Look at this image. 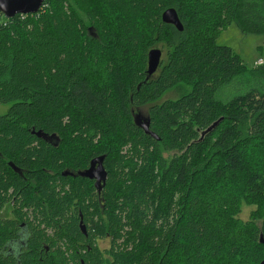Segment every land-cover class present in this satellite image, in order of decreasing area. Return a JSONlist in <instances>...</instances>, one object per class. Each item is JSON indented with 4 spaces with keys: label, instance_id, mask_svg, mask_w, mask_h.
<instances>
[{
    "label": "trees",
    "instance_id": "1",
    "mask_svg": "<svg viewBox=\"0 0 264 264\" xmlns=\"http://www.w3.org/2000/svg\"><path fill=\"white\" fill-rule=\"evenodd\" d=\"M168 8L182 31L163 21ZM233 22L264 34V0H44L37 13L0 12V102L11 103L0 209L12 190L21 220L24 207L35 218L28 248L0 264L262 262L264 66L218 44ZM158 46L165 58L149 75ZM147 106L151 134L135 121ZM101 155V193L63 174ZM244 204L255 206L247 220ZM15 234L0 218V250Z\"/></svg>",
    "mask_w": 264,
    "mask_h": 264
},
{
    "label": "water",
    "instance_id": "2",
    "mask_svg": "<svg viewBox=\"0 0 264 264\" xmlns=\"http://www.w3.org/2000/svg\"><path fill=\"white\" fill-rule=\"evenodd\" d=\"M44 6V0H0V12L6 16L7 18H12L16 16L17 14H33L39 12ZM162 19L166 23H170L175 25L179 30L184 29V25L179 17V14L175 8H168L166 9L162 14ZM162 55L163 51L159 47H153L149 51V68L148 73L149 75L154 74L157 69L159 68V65L162 61ZM135 121L138 124L139 127L144 129L146 133H152L150 129V120L148 117L142 118L141 113H136L135 115ZM215 125V124H214ZM36 134L43 138L44 140L53 143L54 145H58L59 142H54L53 139H56V134H47L43 132L42 130H39L36 132ZM153 136L156 137L155 134ZM104 159L105 155H101L98 157H95L92 159L90 166L83 170L78 171L77 173H74L71 170H65L63 172L64 175H71V176H82L86 178L97 179L96 186L101 189V181H106L108 177V172L104 167ZM12 166L15 168L16 171H18V168L15 167L13 164ZM82 226L83 232L86 231V228L84 225ZM262 242L263 236H262ZM264 264V260L260 263Z\"/></svg>",
    "mask_w": 264,
    "mask_h": 264
},
{
    "label": "rangeland",
    "instance_id": "3",
    "mask_svg": "<svg viewBox=\"0 0 264 264\" xmlns=\"http://www.w3.org/2000/svg\"><path fill=\"white\" fill-rule=\"evenodd\" d=\"M217 42L218 44L229 45L233 47L242 56L249 67L255 66L258 58L264 56V34L243 33L238 25L234 22L231 23L228 28L223 29L220 32ZM158 47L162 48L161 46ZM162 51V58H165V50L162 49ZM10 106L11 103L6 104L0 102V114L6 113ZM138 112L141 113V117L143 119L148 117V106L141 108L138 110ZM164 155L169 157L172 155V152H164ZM254 208V205L244 204L242 206L240 217L243 220L249 219L251 210ZM99 244L102 249L109 248L110 240L104 239L100 241Z\"/></svg>",
    "mask_w": 264,
    "mask_h": 264
},
{
    "label": "flooded vegetation",
    "instance_id": "4",
    "mask_svg": "<svg viewBox=\"0 0 264 264\" xmlns=\"http://www.w3.org/2000/svg\"><path fill=\"white\" fill-rule=\"evenodd\" d=\"M86 181L89 182L95 188L94 192L97 195L102 192V189L104 188V185L106 184L107 179L106 181L104 180L101 181L100 183L101 189H99L96 186V182H97L96 178L94 179L86 178ZM12 192L13 191L10 190L8 194V196L11 197L12 200L8 202L7 204H5L3 208L0 209V218L12 219V221L16 222V234H15L16 236L10 241H8V243L3 247V249L0 250V255L5 254L7 256L19 257L28 248L30 236L32 233V225H33V221L35 220V218H34L33 210L30 209V207H24L22 209V212H24L25 215L23 216V219L21 220L20 216H18V213L16 211V208H17V205L15 203L16 196L11 195ZM15 212L17 216L15 215ZM83 219H84L83 213L80 212V228L82 230L81 225L85 226L86 231L83 232L82 230V232L87 236L88 228H87V224L84 222ZM105 239H109V238H105ZM102 240L104 239H99V240L97 239V243L99 244L100 241ZM87 246L90 249L89 245Z\"/></svg>",
    "mask_w": 264,
    "mask_h": 264
},
{
    "label": "built area",
    "instance_id": "5",
    "mask_svg": "<svg viewBox=\"0 0 264 264\" xmlns=\"http://www.w3.org/2000/svg\"><path fill=\"white\" fill-rule=\"evenodd\" d=\"M256 65L258 66H264V56H261L258 58Z\"/></svg>",
    "mask_w": 264,
    "mask_h": 264
}]
</instances>
